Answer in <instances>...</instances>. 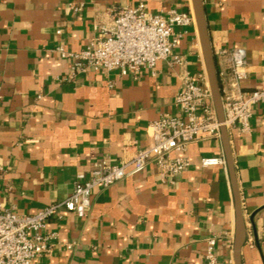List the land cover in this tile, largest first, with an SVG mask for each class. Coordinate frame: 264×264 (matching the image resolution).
I'll use <instances>...</instances> for the list:
<instances>
[{
    "label": "crops",
    "instance_id": "obj_1",
    "mask_svg": "<svg viewBox=\"0 0 264 264\" xmlns=\"http://www.w3.org/2000/svg\"><path fill=\"white\" fill-rule=\"evenodd\" d=\"M144 3L153 14L193 13L191 0H0V159L5 174L0 204L34 215L61 202L94 162L130 159L150 144L148 126L177 116L174 99L183 69L162 61L154 73L121 76L88 71L65 81L70 61L101 25ZM214 51H246L252 90L264 80V0H204ZM78 6L79 11H74ZM175 54L196 80L207 77L196 24L185 29ZM176 31H182L177 28ZM60 32V34H58ZM218 70L222 69L215 56ZM251 132L228 130L247 229L242 264H264V102L253 109ZM189 167L175 185L155 166L130 169L119 183L97 188L86 217L61 210L45 233H57L53 253L33 264H205L207 241L234 264L235 200L228 167H203L224 158L220 138L189 146ZM73 245L67 249V245Z\"/></svg>",
    "mask_w": 264,
    "mask_h": 264
},
{
    "label": "built area",
    "instance_id": "obj_2",
    "mask_svg": "<svg viewBox=\"0 0 264 264\" xmlns=\"http://www.w3.org/2000/svg\"><path fill=\"white\" fill-rule=\"evenodd\" d=\"M79 11L78 6L72 7ZM195 23L193 13L170 11L167 15L153 14L144 3L126 7L115 13L108 24L101 25L85 49L68 53L58 47L61 58L70 61L64 77L73 81L88 71L108 74L118 71L125 77L142 70H154L158 63L170 61L183 69L181 90L174 99L180 110L177 116L163 115L148 126L150 144L130 159L114 164L108 159L96 161L89 176L80 173L73 191L65 200L51 204L34 215H21L4 209L0 204V264H33L53 253L52 242L57 233H45L48 220L62 217L61 210L86 217L92 207L95 189H107L122 181L128 171H141L147 164L155 166L162 183L175 185L177 178L190 163L184 156L189 146L207 138H220L221 125L213 104L207 77L196 80L185 70L186 61L175 54L186 28ZM182 28V31H176ZM60 34V32H58ZM222 69L221 84L224 125L237 127L243 134L251 132L253 109L264 102V80L252 90H246L249 75L246 51L242 48H219L215 51ZM217 64V63H216ZM203 167L226 166L224 158H204ZM5 174L0 159V182ZM73 245H67L72 249ZM205 264H223L216 255V240L207 241Z\"/></svg>",
    "mask_w": 264,
    "mask_h": 264
},
{
    "label": "water",
    "instance_id": "obj_3",
    "mask_svg": "<svg viewBox=\"0 0 264 264\" xmlns=\"http://www.w3.org/2000/svg\"><path fill=\"white\" fill-rule=\"evenodd\" d=\"M192 10L195 17V24L198 31L201 53L204 60L205 71L209 87L212 94L213 104L217 113L218 121L221 125L220 139L222 141L225 161L230 174V179L233 187L235 200V236H234V264H242V249L247 240V229L245 224L244 213L242 210V202L240 192L236 182V174L234 169V160L230 146L228 129L224 125L225 115L222 101V91L220 79L218 76L217 64L214 56V51L211 45L210 35L205 15L204 0H191Z\"/></svg>",
    "mask_w": 264,
    "mask_h": 264
}]
</instances>
